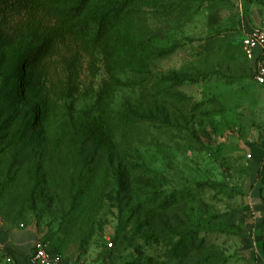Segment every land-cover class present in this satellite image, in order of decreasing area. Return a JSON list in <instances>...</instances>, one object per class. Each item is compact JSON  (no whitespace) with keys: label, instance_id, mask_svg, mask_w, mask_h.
I'll use <instances>...</instances> for the list:
<instances>
[{"label":"rangeland","instance_id":"obj_1","mask_svg":"<svg viewBox=\"0 0 264 264\" xmlns=\"http://www.w3.org/2000/svg\"><path fill=\"white\" fill-rule=\"evenodd\" d=\"M109 1L101 44L91 22ZM73 2L47 0L46 16ZM81 17V35L25 64L18 99L12 62L40 38L0 37V227L33 228L66 256L108 248L113 264H264V166L247 157L264 89L240 45L264 0H88ZM95 98L99 126L81 119ZM38 102L44 114L27 113Z\"/></svg>","mask_w":264,"mask_h":264},{"label":"trees","instance_id":"obj_2","mask_svg":"<svg viewBox=\"0 0 264 264\" xmlns=\"http://www.w3.org/2000/svg\"><path fill=\"white\" fill-rule=\"evenodd\" d=\"M88 0H74L61 18L51 21L46 15L48 9L47 0H0V37L2 42L11 41L22 34H30L32 37L38 36L40 41L34 43L35 46L28 45L21 50L12 62V71L9 76L12 78V95L18 99V87L22 74L25 72V64L34 63L39 59V55L43 53L45 47L57 46L60 42H65L70 36L81 35L82 31L89 28V24L83 21L80 16L84 13ZM113 1L104 4L103 11L92 18L91 24H95L93 39L97 43L105 44L119 11L111 10L114 7ZM91 26V25H90ZM244 35V34H243ZM1 43V42H0ZM76 62L71 58L68 63ZM66 71L68 83L74 84L79 77L78 70L72 65L70 70ZM21 72V75H20ZM254 73V72H253ZM109 89H127L135 85L133 82H125L120 79L110 77L105 83ZM143 88L146 81L140 83ZM106 95V94H105ZM71 93L66 94L70 97ZM99 100V98H97ZM96 98L88 114L82 115V120L92 118L97 126L101 124V114L99 112L98 102ZM41 101V99H40ZM27 113L43 115L41 103L29 104ZM264 166V158L258 163L257 175H260ZM47 242L45 238H40ZM264 246L263 244L261 245ZM261 247V248H262ZM59 253V252H58Z\"/></svg>","mask_w":264,"mask_h":264},{"label":"crops","instance_id":"obj_3","mask_svg":"<svg viewBox=\"0 0 264 264\" xmlns=\"http://www.w3.org/2000/svg\"><path fill=\"white\" fill-rule=\"evenodd\" d=\"M258 51L259 49L257 48L255 52ZM262 88L264 89V86H262ZM260 138L262 145L258 144L253 146V151L247 153L255 163H260L264 158V125L262 127ZM38 238V233L33 228L20 229L14 226L6 228L4 225L0 227V246L5 250V254L11 257V260L8 261L10 264H28L27 257L31 253L33 245ZM260 243L258 236H255V248L256 245ZM113 263V253L108 248L96 250L94 253L88 252L81 257H77L75 254L70 256L63 255V264Z\"/></svg>","mask_w":264,"mask_h":264},{"label":"built area","instance_id":"obj_4","mask_svg":"<svg viewBox=\"0 0 264 264\" xmlns=\"http://www.w3.org/2000/svg\"><path fill=\"white\" fill-rule=\"evenodd\" d=\"M240 45L244 55L255 63L253 78L259 85L264 86V23L245 33L240 39ZM258 52H255L256 49ZM247 157H250L247 154ZM111 247L112 243H107ZM6 260L11 257L7 254ZM28 264H63V255L53 252L47 242L41 239L35 241L31 253L27 257Z\"/></svg>","mask_w":264,"mask_h":264}]
</instances>
